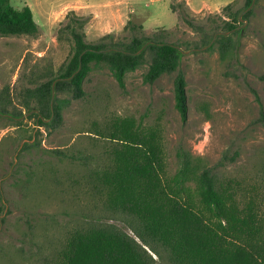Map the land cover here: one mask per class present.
<instances>
[{
  "label": "rangeland",
  "instance_id": "1",
  "mask_svg": "<svg viewBox=\"0 0 264 264\" xmlns=\"http://www.w3.org/2000/svg\"><path fill=\"white\" fill-rule=\"evenodd\" d=\"M155 1L147 7L145 0H137L134 24L147 36L164 32L167 41L198 49L184 54L180 68L186 81V118L175 106L176 74L147 84L143 81L147 63L126 73L123 87L106 66L91 64L83 98L57 95L63 109L55 129L38 127L26 111L20 125L0 118V264H51L71 234L90 227L112 229L142 245L135 235L136 220L108 209L89 179V173L106 162L109 148L95 132L116 117L158 125L169 175L178 168L177 153L184 152L202 167L213 168L218 178L256 185L264 196V0L255 1L248 18L244 0L232 1L225 12V6L216 3L193 12L186 0ZM9 2L16 9L31 6L39 33L34 38L0 36V99L8 97L7 91L14 93L24 59L29 66L40 70L50 66L55 72L67 61L70 45L58 41V29L70 11L84 5L80 0ZM74 12L86 20L88 43L106 35L129 41L134 34L128 25L101 32L90 23L92 15ZM228 13H237L240 34L234 37L239 43L236 55L225 60L215 43L220 35L212 50L203 49V35L187 22L208 31ZM70 154L84 157L85 163L71 160ZM156 252H150L153 264H176L164 248Z\"/></svg>",
  "mask_w": 264,
  "mask_h": 264
},
{
  "label": "trees",
  "instance_id": "2",
  "mask_svg": "<svg viewBox=\"0 0 264 264\" xmlns=\"http://www.w3.org/2000/svg\"><path fill=\"white\" fill-rule=\"evenodd\" d=\"M252 1L244 0V11ZM231 6L226 5L223 12ZM170 8L173 11L175 7ZM251 13L248 11L245 17ZM219 21L208 31L191 21L187 24L201 32V45L209 50L219 30L229 33L215 42L220 44L226 60L236 55L239 45L234 40L240 34L235 25L237 13L219 16ZM85 24L86 20L74 11L67 14L57 38L70 45V52L56 72L50 66L40 70L23 60L14 93L7 91L8 97L0 99V118L20 125L22 112L26 111L38 127L55 129L61 123L63 109L57 95L68 93L75 100L83 98L91 64L106 66L123 87L126 73L145 63L148 67L143 81L147 84L176 74L175 106L181 118H186V81L180 68L183 52L190 51L191 46L167 41L164 32L147 36L142 26L130 21L127 25L134 34L129 41L106 35L97 43H88ZM38 33L28 6L16 9L9 0H0L1 37L34 38ZM55 80L51 118V87ZM95 135L106 140L109 148L106 162L92 170L89 179L103 195L108 209L136 220L135 235L142 245L112 229L90 227L71 234L51 264H153L150 252L157 254L158 247L164 248L176 264H264V196L260 187L218 178L213 168L202 167L184 152L177 153L178 168L169 175L158 125L145 126L133 117L111 119ZM27 146L25 143L23 149ZM69 158L85 163V158L77 154Z\"/></svg>",
  "mask_w": 264,
  "mask_h": 264
},
{
  "label": "crops",
  "instance_id": "3",
  "mask_svg": "<svg viewBox=\"0 0 264 264\" xmlns=\"http://www.w3.org/2000/svg\"><path fill=\"white\" fill-rule=\"evenodd\" d=\"M58 0H56L57 2ZM81 4L78 10H74L81 15H92L90 17V23L94 29L109 30L110 28L123 29L128 22L136 23L137 15V0H80ZM147 7H152L155 0H145ZM187 5L193 12H200L206 5H219L224 7L230 4L234 0H200L198 3H194V0H186ZM101 3L102 7H95V3ZM31 8L30 5H27ZM75 9V8H74ZM166 14L170 15L168 5L165 7ZM153 19V15H149ZM148 17H146V20ZM35 21V20H34ZM37 23V22H36ZM38 24V23H37ZM144 26V23H142Z\"/></svg>",
  "mask_w": 264,
  "mask_h": 264
},
{
  "label": "water",
  "instance_id": "4",
  "mask_svg": "<svg viewBox=\"0 0 264 264\" xmlns=\"http://www.w3.org/2000/svg\"><path fill=\"white\" fill-rule=\"evenodd\" d=\"M255 3V0L252 1V4L249 6L248 9L245 10V13L248 12L252 6L254 5ZM229 33H223V32H218L214 35L213 37V40L211 41L210 45L215 41L216 37L219 36V35H228ZM203 49H206V48H203ZM198 49H195V50H190V51H187V52H183L184 54H187V53H190L191 51H197ZM56 81L58 80H55V82L52 83V93H51V101H50V108H51V118L53 117V101H54V98H55V92H54V86H55V83ZM23 118V117H22ZM21 118V119H22Z\"/></svg>",
  "mask_w": 264,
  "mask_h": 264
}]
</instances>
